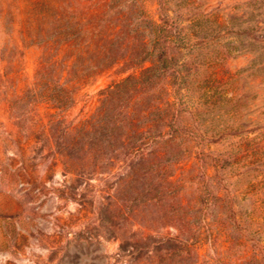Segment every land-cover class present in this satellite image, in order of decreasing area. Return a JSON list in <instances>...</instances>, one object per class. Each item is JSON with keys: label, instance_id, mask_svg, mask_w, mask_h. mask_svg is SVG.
<instances>
[{"label": "rangeland", "instance_id": "obj_1", "mask_svg": "<svg viewBox=\"0 0 264 264\" xmlns=\"http://www.w3.org/2000/svg\"><path fill=\"white\" fill-rule=\"evenodd\" d=\"M167 20L177 77L145 76L164 109L134 120L132 87L102 104ZM261 245L264 0H0V264H264Z\"/></svg>", "mask_w": 264, "mask_h": 264}, {"label": "trees", "instance_id": "obj_2", "mask_svg": "<svg viewBox=\"0 0 264 264\" xmlns=\"http://www.w3.org/2000/svg\"><path fill=\"white\" fill-rule=\"evenodd\" d=\"M173 21L167 20L163 21L161 24L155 25V40L160 45L157 50V56L155 58V62L153 66L146 68L141 75H132L124 79L123 81L117 83L116 85L104 90L102 92V100L101 103L105 104V102L108 99H111L115 97L116 95H120L122 92L126 91L130 87L133 88L134 91H136V95L134 96V106L136 105V109L133 108L132 105L128 104L126 106L132 107L130 110V113L133 116V119L135 120L136 117H140L141 114H147L149 110L152 108H161L164 109V89H162L157 96L156 93L154 94V90H156L155 87H150L148 84L151 83L150 78L145 77L148 76L151 72H157L160 74L162 78L164 76H167V73L172 72L177 75V70L172 66L171 60H172V54L175 46H173V38L171 37V33L174 28ZM177 77V76H176ZM148 83V84H147ZM158 84V82H157ZM169 93V92H168ZM169 96H172V94H169ZM166 98V104L169 108H172L173 111L171 113V122L167 124L168 132L170 134V138H175L174 133L179 132V129L177 128V121L179 118V109L176 108V101L171 100V97ZM152 99V103L146 106V100ZM139 105V106H138ZM103 106V105H102ZM140 107V109H138ZM135 117V118H134ZM131 118V117H130ZM178 129V130H177ZM197 162L199 164L200 174L204 177V183L205 187H207L206 183L211 181H215L219 184V186L222 185L221 179L218 176L219 170L224 168L226 165L227 160L224 158L223 155H215L213 156V152H207L204 149L199 150L197 152ZM211 157L212 160L211 166L213 170L215 171L213 175H210L207 173V164H208V158ZM222 191H223V200L225 202V205L227 207V211L229 213V217L231 220L236 224L239 228L240 222L237 219V216L235 214V204L233 201V197L230 194L229 190L226 186L222 185ZM261 249L264 247L258 246ZM259 250V251H260ZM262 253V250H261Z\"/></svg>", "mask_w": 264, "mask_h": 264}]
</instances>
